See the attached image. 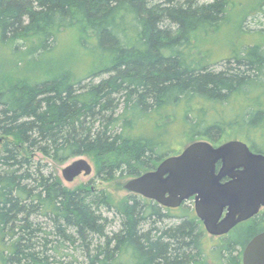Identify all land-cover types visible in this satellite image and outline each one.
I'll return each mask as SVG.
<instances>
[{
    "label": "trees",
    "instance_id": "16d2710c",
    "mask_svg": "<svg viewBox=\"0 0 264 264\" xmlns=\"http://www.w3.org/2000/svg\"><path fill=\"white\" fill-rule=\"evenodd\" d=\"M198 1L0 0L1 38L24 41L28 63L51 53L65 33L92 58L82 78L58 69L0 84V264H51L44 251L53 235L63 240L53 250L78 244L82 264H202L204 230L189 207L169 209L136 194L118 201L89 186L70 190L34 157L61 165L90 156L98 179H133L176 155L177 120L178 137L219 143L227 126L236 127L264 154V55L235 53L222 71L195 62L194 36L216 30L227 6ZM102 209L120 221L112 237ZM37 216L52 232L31 220ZM254 231L243 234L244 246ZM237 244L224 247L229 264H237Z\"/></svg>",
    "mask_w": 264,
    "mask_h": 264
},
{
    "label": "rangeland",
    "instance_id": "374dc122",
    "mask_svg": "<svg viewBox=\"0 0 264 264\" xmlns=\"http://www.w3.org/2000/svg\"><path fill=\"white\" fill-rule=\"evenodd\" d=\"M205 0L198 1L202 4ZM220 26L211 32H200L194 36L193 57L195 62L201 64H213L215 70H223L226 64V58L232 53L239 55H246L248 50L256 48L264 55V0H227L225 14ZM11 42H3L0 35V84L4 80L9 79L11 76L18 73H23L36 79L39 76H44L46 73L58 70L69 69L73 71L78 77L82 78L86 75L92 64V58L86 50H84L78 42V38L74 33H65L60 36L58 43L54 46L55 49L51 53H46L42 57H38L32 64L28 63L29 59L24 56L25 43L24 41L17 40ZM52 45V46H53ZM185 55H192L191 49H188ZM262 51V52H261ZM98 66V65H97ZM98 81V80H97ZM261 107L264 109V95L261 100ZM180 113V112H179ZM219 113V112H218ZM213 114V112H212ZM211 114V115H212ZM231 115V114H230ZM211 117V116H210ZM194 121L199 118L193 116ZM178 122V123H177ZM176 124V125H175ZM201 123L194 126V131L197 132V127ZM182 123L177 120L171 127L172 131V145L171 148L179 155L187 146L198 141H208L206 139H192L185 134L178 137ZM203 126V125H202ZM226 135L219 143H212L219 146L224 142L242 140L238 133L237 128L226 127ZM170 137V135H169ZM3 148V143L0 142V151ZM175 155V156H176ZM35 161H40L42 164L47 165V173L53 172L57 175L63 185L70 190H75L83 186L91 187L97 194L106 191L111 194L116 200L120 201L131 195L125 189L126 183L131 180L130 177H119L103 181L97 178L96 163L90 156H80L73 158L64 164L57 165L50 159L37 154ZM78 159H86L93 167V173L90 176L81 175L73 182L68 183L64 181L62 176L63 169ZM192 203L187 202L186 208L191 207ZM104 217H107L113 224L108 226L106 234L112 237L114 233L120 230V221L114 215L113 211L102 209ZM182 212H174L172 214L179 215ZM32 221L40 224L46 231L52 232L51 223L43 216L32 217ZM176 219L169 220L167 223H176ZM245 226H241L231 233L232 241H238L241 249L245 246L242 244L243 235L242 231ZM54 244L49 243L48 249L45 250V256L51 264H82L84 263V253L79 248L80 246H69L65 244L64 248L53 250V246H59L63 242L57 235L49 237ZM57 242V243H56ZM222 239L214 237L208 233L202 238V264H229L227 253L221 250ZM43 257V256H41Z\"/></svg>",
    "mask_w": 264,
    "mask_h": 264
},
{
    "label": "water",
    "instance_id": "95a60500",
    "mask_svg": "<svg viewBox=\"0 0 264 264\" xmlns=\"http://www.w3.org/2000/svg\"><path fill=\"white\" fill-rule=\"evenodd\" d=\"M92 173V165L78 159L63 169L62 176L71 183ZM224 178L230 181L222 183ZM125 189L169 209L193 199L206 232L221 237L264 207V155L254 153L241 141L220 146L198 141L166 158L156 169L129 180ZM243 264H264V233L249 242Z\"/></svg>",
    "mask_w": 264,
    "mask_h": 264
},
{
    "label": "flooded vegetation",
    "instance_id": "af4514ba",
    "mask_svg": "<svg viewBox=\"0 0 264 264\" xmlns=\"http://www.w3.org/2000/svg\"><path fill=\"white\" fill-rule=\"evenodd\" d=\"M232 54H233V55H230V56H229L228 58H226V59H231V58H233V57L235 56V53L233 52ZM235 141H241V142L246 143V142L243 141V140H235ZM229 142H230V141H229ZM224 143H227V142H224ZM224 143H222V144H224ZM222 144H221V145H222ZM246 144L248 145V143H246ZM219 146H220V145H219ZM248 146H249L250 149H251V146H250V145H248ZM251 151H253V150L251 149ZM253 152H254V151H253ZM254 153H256V152H254ZM258 154H259V153H258ZM260 154H263V153H260ZM263 155H264V154H263ZM221 166H222V163L219 162V164L217 165L218 170L221 169ZM228 181H230L229 178H224V179L222 180V183H227ZM188 202H189V203H192V205L190 204L189 206L192 208V211L194 212L196 218L198 219V222H199L200 225L203 227V230H204L203 237H204L205 234H206L207 232H206V229H205L204 223H203V222L197 217V214H196V211H195V206H194V200H193V199H190ZM186 204H187V202H186L184 205H186ZM224 215H225V214H224ZM224 215H223V217H224ZM223 217H222V218H223ZM241 226H245L244 230L242 231V235H243L244 233H247V231L250 230V229H254V230H255L254 232H256V234H255L253 237H251V238L249 239V241L246 243V245H245L244 248L241 249V247L239 246L240 244H239V245H238V244L236 245V248L234 249V253H235L236 257H237V259H236L237 264H243V254H244V251H245L247 245L249 244V242H250L254 237H256L257 235L264 233V207H262V208L260 209L259 213H258L257 215H255L253 218H251L250 220H248V221H246V222H243V223L239 224V225L236 226L233 230H231L229 234H227V235H223V236L219 237V238L222 239V243H221V250H222V252H226V250L224 249L226 243H227L228 241L234 240V239H232V237H231V233H232L234 230H236L237 228L241 227ZM254 226H255V227H254ZM249 235H250V234H249ZM237 242H238V241H237ZM230 251H233V249L231 248Z\"/></svg>",
    "mask_w": 264,
    "mask_h": 264
}]
</instances>
